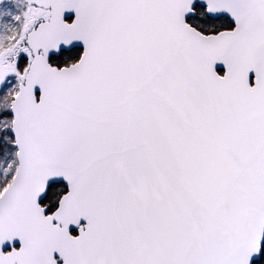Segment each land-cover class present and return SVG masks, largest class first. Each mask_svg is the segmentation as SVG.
<instances>
[{
	"label": "snow or ice",
	"instance_id": "snow-or-ice-1",
	"mask_svg": "<svg viewBox=\"0 0 264 264\" xmlns=\"http://www.w3.org/2000/svg\"><path fill=\"white\" fill-rule=\"evenodd\" d=\"M0 264H264V0H0Z\"/></svg>",
	"mask_w": 264,
	"mask_h": 264
}]
</instances>
